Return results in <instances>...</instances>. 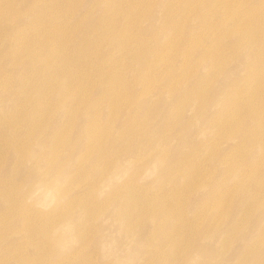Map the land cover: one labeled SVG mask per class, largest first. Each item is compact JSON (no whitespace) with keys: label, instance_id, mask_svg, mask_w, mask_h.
Returning a JSON list of instances; mask_svg holds the SVG:
<instances>
[{"label":"rangeland","instance_id":"obj_1","mask_svg":"<svg viewBox=\"0 0 264 264\" xmlns=\"http://www.w3.org/2000/svg\"><path fill=\"white\" fill-rule=\"evenodd\" d=\"M215 1L0 0V264H264V0Z\"/></svg>","mask_w":264,"mask_h":264},{"label":"bare ground","instance_id":"obj_2","mask_svg":"<svg viewBox=\"0 0 264 264\" xmlns=\"http://www.w3.org/2000/svg\"><path fill=\"white\" fill-rule=\"evenodd\" d=\"M215 2L220 3V2H222V0H216ZM115 7H116V12H121V8L118 6V3L115 5ZM226 7H227V6H226ZM120 21H121L122 25L124 26V31L127 32V29H129V25H128V23H127V20H126V19H122V18H120ZM121 39H122L124 42H128V40L126 39L125 35H122V36H121ZM131 58L134 59L133 56H132ZM209 63H213V61H212V60H209ZM222 114L224 115V120H225L227 117H226V115L224 114V111H222ZM226 124H227V123H216V124L214 125V127L225 126Z\"/></svg>","mask_w":264,"mask_h":264}]
</instances>
